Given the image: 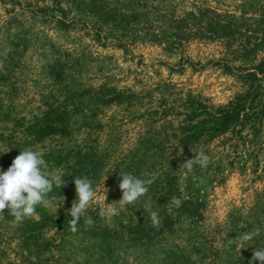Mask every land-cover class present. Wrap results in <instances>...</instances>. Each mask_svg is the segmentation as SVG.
Returning <instances> with one entry per match:
<instances>
[{
  "label": "trees",
  "instance_id": "obj_1",
  "mask_svg": "<svg viewBox=\"0 0 264 264\" xmlns=\"http://www.w3.org/2000/svg\"><path fill=\"white\" fill-rule=\"evenodd\" d=\"M40 1L41 4L27 7L21 1L14 4L29 11L33 20L54 22L60 29L89 26L100 41L124 50L147 43L175 50L176 46L193 40L220 41L226 59L218 64L226 71H239L236 76L247 90L220 106L210 105L191 93L182 97L177 110L166 98L160 99L157 106L146 110L148 129L140 132L128 149L121 151L114 137L108 139L106 145L101 144L99 137L105 126L96 119L101 108L130 104L135 95L127 96L103 86L93 91V104L99 105V109L86 112L84 102L72 103V99L66 97L55 103H44L45 109L31 119L13 117L11 128L0 129V168L6 171L20 151L26 148L38 151L40 147L39 152L47 162L45 170L64 176L65 186H54L48 198L63 201L66 207L50 213L46 207L37 206L35 216L20 222L5 210L4 218H0V264H91V261L128 264L126 258L132 254L135 256L133 264H197L210 258V264H248L251 257L246 255L245 248L238 249L229 238L221 248L208 247L200 233L195 236L198 242L193 240L188 247L171 246L168 242L171 236L200 232L197 225L204 219V203L198 193L199 178L210 174L214 166L216 173L223 170L221 163L215 162L216 142L223 139V145L228 143L242 158L252 157L255 149L262 146L264 58L251 69L233 67L230 63L247 57L258 58L264 38L252 46L244 43L235 46L234 24L221 19L220 15L205 16L207 9L197 16L190 13L187 17L169 18L156 14L146 0H129L131 9L127 10L120 8V0ZM203 16L210 23L202 29L196 20ZM22 25L14 16L0 27V89L15 74L23 53L31 45L32 39L23 35L28 32ZM15 29L20 30L14 33ZM6 49L8 53L3 54ZM9 116L12 117L5 109H0V118L9 121ZM46 142L50 145H45ZM201 149L210 157L207 167L197 165L188 173L180 165L194 158ZM256 164H260L258 158ZM124 173L141 179L152 178L148 193L123 208L116 204L118 215L109 221L98 215L100 207L92 203L87 215L93 217L94 224L87 226L86 217L82 216L78 231L71 232V216L67 211L76 199L74 177L87 176L97 194L106 196L107 189L106 200L113 203L122 198L119 183ZM258 177L263 188L259 191L262 202L256 222L263 225L264 170ZM102 185L107 186L103 192L99 189ZM172 197L180 198L182 206L170 205L168 201ZM149 210L159 213L158 228L152 226Z\"/></svg>",
  "mask_w": 264,
  "mask_h": 264
},
{
  "label": "rangeland",
  "instance_id": "obj_2",
  "mask_svg": "<svg viewBox=\"0 0 264 264\" xmlns=\"http://www.w3.org/2000/svg\"><path fill=\"white\" fill-rule=\"evenodd\" d=\"M15 1L23 2L26 7L42 3L40 0H0V27L17 16L24 24V30L28 32L23 35L32 39L15 74L0 89V106H3L0 109H5L12 115L9 116V121L0 118V129L11 128L13 117L31 119L34 114L45 109L44 103H55L56 100L62 101L66 97L71 98L72 103L84 102L83 108L86 112L99 109V105L93 104V91L104 86L136 97L130 104H112L101 108L96 119L105 126L104 133L99 137L101 144L106 145L108 139L114 137L117 149L121 151L122 148L128 149L137 135L148 129L146 110L157 106L160 99L166 98L169 105L177 110L182 97L191 93L210 105L220 106L247 90L236 76L239 71H226L222 64H218L226 59L220 41L193 40L176 46L175 50L147 43L124 50L100 41L89 26L60 29L54 22L33 20V15L29 11H23L21 6H15ZM146 1L161 17L165 15L169 18H181L190 13L197 16L206 9L208 13L204 12L205 16L220 15L221 19L231 21L235 26V46L240 43L252 46L264 38V0ZM44 3L48 5L47 1ZM128 4L129 0L119 2L120 8L126 10L129 8ZM196 22L202 29L210 23L204 16ZM18 30L20 29L13 32ZM259 49L262 51L258 58L247 57L231 62L230 65L253 68L264 58V46ZM7 53L8 49L3 54ZM1 68L2 61L0 70ZM160 127L158 126V130ZM82 137L84 136H80ZM223 144V139L217 141L214 152L217 158L215 162L221 163L223 170L216 173L214 166L210 169V174L199 178L201 189L198 193L204 203V219L197 225L200 232L171 236L168 244L188 247L191 241L198 242L195 236L200 233L203 235L202 242L206 239L208 247L221 248L225 245L224 240L226 243L230 239L238 249L244 247L246 255L252 258L254 250L264 249V224L256 222L262 202L259 191L263 184L258 175L264 170V139L262 146L255 151L252 149V157L248 155L242 158L228 143L226 146ZM45 145L50 143L46 142ZM40 150L39 147L38 151ZM256 157L260 164H256ZM102 186L100 190L107 187ZM104 201L105 195L97 194L93 203L103 207ZM62 203L59 200L51 201V206L46 209L50 213L63 211L65 202L56 210V206ZM111 219L112 217H105L107 221ZM256 229L260 230L259 234L254 235L251 241L237 239L242 233L254 232ZM208 255L210 258L211 254ZM134 258L133 254L127 257V263L133 264ZM210 259L197 264H210ZM253 262L260 264L259 261ZM90 263L96 264L95 261Z\"/></svg>",
  "mask_w": 264,
  "mask_h": 264
},
{
  "label": "clouds",
  "instance_id": "obj_3",
  "mask_svg": "<svg viewBox=\"0 0 264 264\" xmlns=\"http://www.w3.org/2000/svg\"><path fill=\"white\" fill-rule=\"evenodd\" d=\"M210 157L203 149L199 150L192 159H187L180 166L192 172L195 166L201 168L207 167ZM47 162L43 159L39 151L26 148L20 151L10 167L5 171L0 168V218H4L3 213L8 210L9 215L20 222L25 218L35 216L37 206L50 207L51 201L48 198L49 193L54 186L60 188L65 186L62 181L63 175H53L46 171ZM121 180L119 189L122 192V198L118 202L105 203L99 208L98 215L101 217H112L118 215V209L115 207L119 204L121 208L126 205L134 204L149 191V186L153 183L152 178L141 179L131 173L120 175ZM76 199L72 202L71 208L67 213L71 216L69 221L70 231H78V223L82 216L85 218V224L91 227L94 224L93 217L87 215V210L91 208L94 199L97 198V192L93 187V182L87 176L74 177ZM105 188V187H104ZM64 203V202H63ZM57 205L56 210L63 205ZM168 203L179 208L183 201L178 197H172ZM149 219L153 227L158 228L161 223L159 213L149 210ZM259 229L254 232H244L237 239L251 241L254 235L259 234ZM253 261H259L264 264V249H256L252 253V258L248 264Z\"/></svg>",
  "mask_w": 264,
  "mask_h": 264
}]
</instances>
